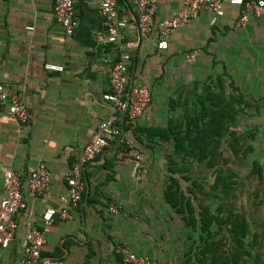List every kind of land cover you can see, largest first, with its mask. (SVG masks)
I'll return each mask as SVG.
<instances>
[{
  "label": "crops",
  "instance_id": "crops-1",
  "mask_svg": "<svg viewBox=\"0 0 264 264\" xmlns=\"http://www.w3.org/2000/svg\"><path fill=\"white\" fill-rule=\"evenodd\" d=\"M182 2L156 0L154 23L173 16ZM52 5L53 0H0V85L21 91L30 113L26 123H17L0 106V201L3 172L11 168L20 176L26 203L15 216L13 240L0 249V264H18L25 233L42 228L47 208L61 207L66 171L109 112L103 99L107 76L122 52L130 56L129 82L150 92L142 115L130 128L126 123L122 137L145 155L143 172L137 179L136 164L120 156L125 143L105 147L84 169L82 198L69 210L70 218L54 215L41 256L65 264H122L116 249L126 246L164 263L197 264L199 231L188 227L185 213L164 197L174 144L170 129L207 91L228 96L234 87L251 106L245 113H264V15L237 27L236 6L223 5L221 17L201 11L171 32L166 49L157 50L155 34L138 40L132 0H117V14L128 23L116 45L97 39L105 33L99 0H74L77 25L69 37ZM192 50L199 55L188 63L184 55ZM45 64L62 71L46 70ZM38 164L49 171V188L30 196L27 179ZM110 205L116 213L108 211Z\"/></svg>",
  "mask_w": 264,
  "mask_h": 264
},
{
  "label": "built area",
  "instance_id": "built-area-1",
  "mask_svg": "<svg viewBox=\"0 0 264 264\" xmlns=\"http://www.w3.org/2000/svg\"><path fill=\"white\" fill-rule=\"evenodd\" d=\"M117 0H99V9L103 17L105 33H99L97 39L104 44L116 45L119 42L122 29L127 26V19L119 17L116 11ZM135 12V29L139 41L146 40L155 34L157 50L167 48V39L171 32L182 28L187 22L196 18L201 11H207L216 17L223 16V5L236 6L240 10L237 27L244 26L251 18L264 15V0H183L179 10L168 19L154 23L156 0H132ZM53 15L64 34L69 37L74 33L77 22L74 14V0H53ZM27 30L32 28L27 27ZM199 55V50H192L184 55L188 63H192ZM130 56L126 52L120 54L119 59L108 72V91L103 99L110 104L109 112L97 126L94 139L82 150L78 158L65 173L66 191L58 198L60 208H47L42 214V228L29 229L21 241V255L18 264H65L61 259L45 258L41 256V249L45 244V236L52 223L54 215L61 219H69V210L76 209L82 198L83 185L81 176L86 165L100 154L110 143L122 140L124 135L121 124H131L139 118L150 100L148 87L143 84L129 82L127 68ZM44 69L62 71L61 66L45 64ZM0 106H5L7 116L17 123H26L30 113L23 102L21 91H8L0 85ZM122 113L124 118L122 120ZM126 151L120 156L130 158L136 164L137 179L140 178L145 163V155L135 148L129 139H123ZM50 174L43 164H38L29 172L27 192L30 196L45 193L49 188ZM3 196L0 201V249L6 248L13 240L17 223L15 216L26 209L20 189L19 174L8 168L2 176ZM112 214L117 212L114 205L108 207ZM116 253L121 255L122 264H169L144 255H137L126 246H119Z\"/></svg>",
  "mask_w": 264,
  "mask_h": 264
},
{
  "label": "trees",
  "instance_id": "trees-1",
  "mask_svg": "<svg viewBox=\"0 0 264 264\" xmlns=\"http://www.w3.org/2000/svg\"><path fill=\"white\" fill-rule=\"evenodd\" d=\"M233 90L228 96L223 91L213 94L207 91L206 95L196 96L192 111L170 129L174 144L164 197L177 212L185 213L188 227L199 231L197 264H243L247 258L257 263L251 249L255 248L258 236L246 241L249 225L243 216L233 211L240 184L233 180L236 175L227 164L232 156L248 157L253 153L250 143L258 129L252 127L243 136L235 130L238 118L251 106L236 88ZM131 126L132 123L127 125ZM121 127L125 132L126 118ZM199 164L212 173L206 192L189 171L191 165ZM248 177L262 185L264 194V166L258 158L251 159Z\"/></svg>",
  "mask_w": 264,
  "mask_h": 264
},
{
  "label": "rangeland",
  "instance_id": "rangeland-1",
  "mask_svg": "<svg viewBox=\"0 0 264 264\" xmlns=\"http://www.w3.org/2000/svg\"><path fill=\"white\" fill-rule=\"evenodd\" d=\"M248 113V112H247ZM244 113L240 115L235 125V130L239 135L243 136L252 127L258 129V133L255 136L254 141L249 140L252 146L253 153H249L245 157L242 154L231 157L227 166L230 171L236 175L233 179L236 184H240V189L237 192L236 198L234 199L233 211L243 216L249 225V238L246 241L250 242L254 239L255 235L258 236L254 249H251L252 255L255 257L257 263L252 260H247L243 264H264V194L262 185L254 178L246 175L250 169V161L253 158H258L260 164L264 166V113L252 114ZM243 139H245L243 137ZM227 151H229L227 149ZM229 153H226V156ZM176 161L177 156H174ZM204 165H191L190 172L192 177L202 186L206 192L209 189V185L212 182V173L207 170ZM208 202V201H206Z\"/></svg>",
  "mask_w": 264,
  "mask_h": 264
},
{
  "label": "water",
  "instance_id": "water-1",
  "mask_svg": "<svg viewBox=\"0 0 264 264\" xmlns=\"http://www.w3.org/2000/svg\"><path fill=\"white\" fill-rule=\"evenodd\" d=\"M123 118H124V113H122V120H123Z\"/></svg>",
  "mask_w": 264,
  "mask_h": 264
}]
</instances>
